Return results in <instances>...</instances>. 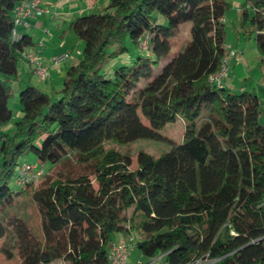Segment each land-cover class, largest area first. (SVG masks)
I'll return each mask as SVG.
<instances>
[{"label": "trees", "instance_id": "obj_1", "mask_svg": "<svg viewBox=\"0 0 264 264\" xmlns=\"http://www.w3.org/2000/svg\"><path fill=\"white\" fill-rule=\"evenodd\" d=\"M21 1L0 0V238L13 232L20 264H109L116 234L165 264L204 257L264 264V102L225 77L221 85L209 80L229 54V0H109L112 12L76 17L70 31L83 42L78 61L56 90L23 85L20 116L4 130L13 115L9 80L32 44L25 34L12 38ZM184 23L189 38L156 72ZM239 23L253 27L264 69V0H241ZM145 37L148 50L140 47ZM178 117L182 141L158 156L139 150L131 168L132 156L116 146L164 139L158 130ZM28 152L46 172L12 188ZM22 198L37 208L41 238L20 215L3 224V213ZM0 249L12 256L6 244Z\"/></svg>", "mask_w": 264, "mask_h": 264}, {"label": "rangeland", "instance_id": "obj_2", "mask_svg": "<svg viewBox=\"0 0 264 264\" xmlns=\"http://www.w3.org/2000/svg\"><path fill=\"white\" fill-rule=\"evenodd\" d=\"M78 1V0H76ZM109 2V1H108ZM101 4L99 2L98 6L101 7L99 10L93 11H108L112 12V9H106V5L108 4ZM224 17H226V21L224 22L225 27V47L228 52L231 50L235 51V55H228V69L227 75L225 80L227 84L232 85L231 79L234 81L237 80V84L235 85V89H239L240 86H243L245 89L251 92H255L258 95L262 102H264V69H262L260 65V60L258 57L257 50L255 48V32L252 26L249 24L245 26H241L239 21H237V16L234 12L230 13V9L225 13ZM190 23H184L180 26V31L176 36H172L170 39L171 50L174 51L184 39L189 38L190 33ZM241 37L239 41L238 37ZM77 40V39H76ZM79 46H73L72 51L75 56L80 54L83 48L82 40L78 39ZM76 43V41L72 42ZM233 48V49H232ZM239 49V50H238ZM241 49L244 51L243 56L239 53ZM25 50V49H24ZM170 50V51H171ZM238 51V52H237ZM130 57L134 59L136 54L133 50L128 52ZM237 57V58H236ZM242 57V58H241ZM124 58V56L122 57ZM234 58V59H232ZM121 59V58H120ZM116 61V60H115ZM164 61V57H160V61L157 67L154 69L156 72L161 67ZM117 64L120 62L116 61ZM114 61H111L108 67H112L114 65ZM56 68V67H55ZM106 68V72L108 75L112 74L113 70H108ZM35 81V78H33ZM9 83L12 87V93L8 100V105L12 109V121L17 118L18 107L20 106L18 103V91L15 90L13 86V82L9 80ZM141 82L139 85H141ZM234 88V87H233ZM137 89L131 91L133 96H136ZM139 116L144 124H148L147 119L139 113ZM183 131H184V122L181 117H178L175 121L167 123L163 128L158 130V133L164 138L160 140H150V139H137L127 144L116 146L118 147L121 152L129 153L132 156V165L131 168L135 167L136 164V154L139 150H144L151 155L158 156L162 152L167 151L171 145V143H179L182 141L183 138ZM71 145H74L76 142V138L72 137L69 140ZM25 160L33 161L35 160V156L28 152L24 155L20 156L18 159V163H22ZM17 167V166H16ZM17 169V168H16ZM50 172V170L48 171ZM10 187H14V177L13 181L10 182ZM21 203H18L14 206H9L5 213H3L4 221L3 224L8 226L11 215L17 214L22 217L23 220L26 221L29 229L32 233L38 237H42V231L40 226V216L37 211V208L33 203H31L28 199H21ZM134 241L132 240V247H134ZM6 244L12 252V256L7 257L6 254L0 249V264H20V258L18 250L15 246V238L13 232H7L6 236L0 238V248ZM153 261H156L157 264H163L161 261V256H157L152 258ZM211 260L208 258H200L194 261L191 264H209ZM49 264H65L62 260H54Z\"/></svg>", "mask_w": 264, "mask_h": 264}, {"label": "crops", "instance_id": "obj_3", "mask_svg": "<svg viewBox=\"0 0 264 264\" xmlns=\"http://www.w3.org/2000/svg\"><path fill=\"white\" fill-rule=\"evenodd\" d=\"M108 1L109 0H41L40 7L47 9L48 12H43L41 15L37 16H26L23 19V23L16 26V30L20 35L25 34L31 37L32 44L25 48L24 52L37 53L42 57L43 63H47L52 55L61 52H68L69 57L57 65H48V77L42 82L37 80L33 74L30 63H28L26 59L22 58L18 64L17 74L12 81L15 90L18 91L27 82H32L48 92L58 89L61 86L66 69L71 64L76 63L81 54L80 53L75 56L72 51V47L79 46L80 41L70 31L71 22L82 14L100 9L101 7L98 6L99 2H101V4H105ZM229 2L230 13L234 12L237 16V21H240L241 0H229ZM238 39L240 41L241 37L239 36ZM74 41H76V43H72ZM177 50L178 47L174 51L171 50L164 57L163 62H167L172 55L177 52ZM243 50L241 49V52L239 51L242 56L244 52ZM33 78H35V81ZM231 82L232 85H228L235 88L238 81L231 79ZM243 88V86L239 87V89ZM19 116L20 106L18 107L16 119H18ZM11 128L12 124L10 123L3 129L11 130ZM120 238H122V236L116 234L114 240ZM129 262L130 264H136L138 262H140V264H157L156 261L142 256L135 245L132 247ZM162 263L165 264L163 261Z\"/></svg>", "mask_w": 264, "mask_h": 264}, {"label": "built area", "instance_id": "obj_4", "mask_svg": "<svg viewBox=\"0 0 264 264\" xmlns=\"http://www.w3.org/2000/svg\"><path fill=\"white\" fill-rule=\"evenodd\" d=\"M41 0H22L16 5L13 11V27L12 38L18 39L20 34L16 30L18 24L23 23L26 16L41 15L43 12H48L47 9L40 7ZM148 38L145 37L140 42V47L148 50ZM228 55H235V51L231 50ZM22 56L30 63L33 73L39 80H45L48 77L47 66L59 64L68 57L67 52L53 55L49 58L47 63H43L41 56L32 52H23ZM227 58H224L220 64V69L209 76V80L217 85L222 84V79L227 75ZM45 167L43 164L36 161H26L20 167L14 176V183L17 186H24L27 183H36L45 174ZM132 250L131 240L123 238L113 240L109 243V264H130L129 257ZM140 264V262L136 263Z\"/></svg>", "mask_w": 264, "mask_h": 264}]
</instances>
